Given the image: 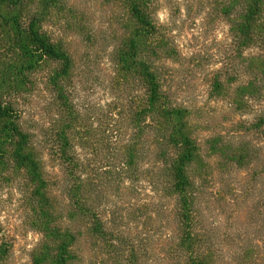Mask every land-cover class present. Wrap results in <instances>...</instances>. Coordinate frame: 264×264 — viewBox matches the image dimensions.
<instances>
[{
    "label": "trees",
    "instance_id": "16d2710c",
    "mask_svg": "<svg viewBox=\"0 0 264 264\" xmlns=\"http://www.w3.org/2000/svg\"><path fill=\"white\" fill-rule=\"evenodd\" d=\"M226 1L221 14L237 47L257 50L241 64L242 71L264 76V0ZM128 2L134 26L125 43L112 48L110 74L86 79L110 100L93 106L87 118L82 112L88 104L74 103L72 94L88 71L77 72L65 44L47 30L50 25L71 31L70 9L63 0H0V166L23 169L35 185L33 195H40L35 203L42 238L30 264H44L42 258L50 259L46 264H74L71 259L80 257L77 237L89 241L86 264H264V196L259 193L264 160L252 157L256 146L243 138L246 132L260 135L264 114L256 123L235 124L230 145L212 136L213 160L203 161L193 112L170 99L167 81L173 73L159 63L161 53L169 55L172 48L168 29L154 19L155 0ZM56 20L64 25H53ZM236 89L232 103L242 111L244 98L254 97L257 87L251 81ZM38 90L47 96L43 140L37 142L19 108ZM40 143L60 168L62 226L53 222L47 194H41L47 182L35 156ZM225 165L249 180L242 184L245 197L230 196L236 220H243L246 230L240 224L228 230L223 206L229 195L207 191L220 184ZM207 205L209 221L203 216ZM6 252L0 241V264Z\"/></svg>",
    "mask_w": 264,
    "mask_h": 264
},
{
    "label": "rangeland",
    "instance_id": "374dc122",
    "mask_svg": "<svg viewBox=\"0 0 264 264\" xmlns=\"http://www.w3.org/2000/svg\"><path fill=\"white\" fill-rule=\"evenodd\" d=\"M63 3L71 11L67 24L72 25V30H58L50 25L47 30L54 39L65 44L66 50L73 56L77 72L88 71L81 77L85 80L82 83L86 79H93L94 75L103 78V74H110L111 64L108 59L112 48L125 43L134 26L128 10V0H63ZM225 4L226 0H155L154 3V19L168 29L166 39L168 46L172 48L169 55L161 53L159 58V63L164 65L166 72L173 73L167 81L170 99L193 112L200 155L206 163L211 162L214 157L210 153L212 136L220 139L222 136L221 143L230 145L227 142L234 136L232 132L237 131L235 124L256 123L264 114V76L258 70H253L254 75H259L256 79L253 74L242 71L244 67L241 65H246L244 61L253 57L257 50L237 47L230 33V24L226 16L221 14V8ZM52 22L56 26L64 25V21ZM251 81L256 84L257 93L254 97H245L247 104L242 107V111H238L232 103L237 98L236 87ZM97 82L101 83L102 80ZM217 82L221 85L218 89L215 88ZM82 83L75 84L72 99L82 106L88 104L82 113L85 112L89 118L92 109L103 107L111 96H107L99 88L94 90L96 83L91 86L87 82ZM46 96V93L39 90L34 91L26 97L25 105L19 108L23 110L20 116L26 131L36 135L37 142L43 140L41 130L46 126V114L43 112ZM93 106L96 107L92 108ZM87 123L93 126L92 120ZM92 126L86 128L90 129ZM260 131L259 136L252 132H246V136H243L256 146L251 154L259 161L264 160V125L260 127ZM37 146L35 156L41 162L43 178L47 182L46 190L41 186V194H47L48 204L52 206L50 212L55 219L53 222L62 226L65 210L61 204L65 199L60 184V168L42 143ZM194 166L198 168L197 164ZM230 169L225 165L223 176L217 179L220 184L207 188V191L228 194V197L224 195L227 205L223 208L228 218L224 224L228 230L237 224L246 230L243 220H236L237 212L232 208L230 198L235 195L245 197L243 185L249 183V180L239 177L241 175L238 172L233 173ZM209 176L210 173L206 175V179ZM34 187L25 177L23 169L0 166V241L7 248L5 258H2L3 264H30L31 252L42 238V223L38 221L37 213L39 207L35 203L36 199H41L40 195H33ZM237 188H241L242 192L234 190ZM259 193L264 196V188ZM210 202L215 205L211 199ZM256 208L263 210L259 204H256ZM210 211L208 206L203 212L208 221ZM168 217L166 215L162 220H167ZM69 225L74 229L76 223L71 222ZM164 232L169 233V230L165 229ZM76 239L75 251L80 257L71 261L74 264H86V258L88 260L91 254L88 251L89 241L79 242V238ZM48 260L50 259L42 258L44 264Z\"/></svg>",
    "mask_w": 264,
    "mask_h": 264
}]
</instances>
